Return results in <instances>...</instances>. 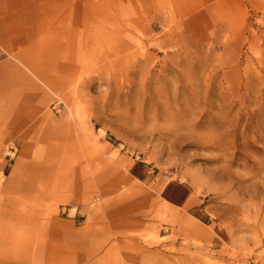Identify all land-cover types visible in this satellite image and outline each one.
<instances>
[{
    "label": "rangeland",
    "instance_id": "374dc122",
    "mask_svg": "<svg viewBox=\"0 0 264 264\" xmlns=\"http://www.w3.org/2000/svg\"><path fill=\"white\" fill-rule=\"evenodd\" d=\"M104 4L75 55L0 57V264H264V0L125 39ZM38 218L94 236L54 256Z\"/></svg>",
    "mask_w": 264,
    "mask_h": 264
},
{
    "label": "crops",
    "instance_id": "0c3cea01",
    "mask_svg": "<svg viewBox=\"0 0 264 264\" xmlns=\"http://www.w3.org/2000/svg\"><path fill=\"white\" fill-rule=\"evenodd\" d=\"M106 23L119 26L110 28L107 33L110 39H125L129 31L124 24L143 25L146 17L152 24H169L181 22L185 24L204 23L221 25L226 18L241 11V0L235 7L233 0H104ZM83 0H0V50L7 56L14 53L35 67L37 56L75 55L76 41L82 39ZM132 14L133 18L125 16ZM91 22V21H89ZM120 25H122L120 27ZM121 34V35H120ZM73 48V53L53 52L58 48ZM59 50V49H58ZM52 51V52H51ZM0 67H17L12 62H3ZM37 67V66H36ZM6 89L0 86V100ZM19 195V194H18ZM28 195L21 199H28ZM24 204L23 202H21ZM20 204V203H19ZM21 220L19 219L17 221ZM37 228H42L46 247L52 248L51 254L57 256L59 243L65 235L76 242L83 236L90 239L94 236L91 229L81 230L62 219L53 218L45 221H34ZM40 226V227H39ZM68 232H67V231ZM49 255V252H46ZM137 261L133 257L132 262Z\"/></svg>",
    "mask_w": 264,
    "mask_h": 264
},
{
    "label": "built area",
    "instance_id": "2783aa9c",
    "mask_svg": "<svg viewBox=\"0 0 264 264\" xmlns=\"http://www.w3.org/2000/svg\"><path fill=\"white\" fill-rule=\"evenodd\" d=\"M3 56V53H1L0 50V57ZM61 214L66 218H72V219H80L81 214L79 212V207L76 205H68L62 208Z\"/></svg>",
    "mask_w": 264,
    "mask_h": 264
}]
</instances>
